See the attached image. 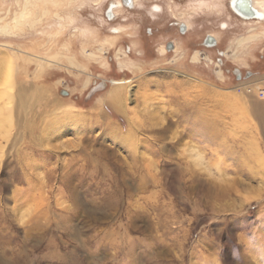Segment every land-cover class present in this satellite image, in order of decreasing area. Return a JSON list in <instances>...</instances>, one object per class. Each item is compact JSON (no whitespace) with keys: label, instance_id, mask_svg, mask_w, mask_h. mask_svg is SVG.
<instances>
[{"label":"rangeland","instance_id":"obj_1","mask_svg":"<svg viewBox=\"0 0 264 264\" xmlns=\"http://www.w3.org/2000/svg\"><path fill=\"white\" fill-rule=\"evenodd\" d=\"M111 1L0 0V264H264V19Z\"/></svg>","mask_w":264,"mask_h":264},{"label":"bare ground","instance_id":"obj_2","mask_svg":"<svg viewBox=\"0 0 264 264\" xmlns=\"http://www.w3.org/2000/svg\"><path fill=\"white\" fill-rule=\"evenodd\" d=\"M127 5H130V0H125ZM135 0H132V5L135 3ZM230 4H231V0H230ZM123 7L122 2L120 0H113L109 3L107 10H106V14L108 16V19H111L112 17L114 18L116 15H118V11L120 9V7ZM231 9H232V5ZM158 7V6H157ZM247 8V12H242L241 10L237 11V9H235L236 11H234V9H232L236 15H238L239 17L243 18V20H247V21H252V20H258V19H264V6H262L257 0H253V7L252 5L249 3L247 4V7H245V9ZM243 9V8H242ZM244 9V10H245ZM242 14L244 17H242ZM257 16V17H255ZM251 19H248V18ZM125 20V18H123ZM246 21V23H247ZM229 23V22H227ZM187 25H185L184 23H182V29L184 30L185 27ZM222 29L228 27L226 25H222L220 26ZM4 29V28H3ZM118 29V28H117ZM116 28L112 29V32L116 33V31H118ZM211 37H213L214 39L217 37L212 36L211 34L209 35ZM215 39V40H216ZM214 41V40H213ZM211 41L208 43L210 44ZM207 45V44H205ZM194 59H196V56H193ZM254 82H257L256 84ZM251 88H246V92H248V101L250 104V110L251 113L254 115V117L256 118V120H258L259 122V126H261L262 132L264 134V76H261L259 78H257V80H253V84L251 85ZM119 88V87H117ZM115 108V107H114Z\"/></svg>","mask_w":264,"mask_h":264},{"label":"flooded vegetation","instance_id":"obj_3","mask_svg":"<svg viewBox=\"0 0 264 264\" xmlns=\"http://www.w3.org/2000/svg\"><path fill=\"white\" fill-rule=\"evenodd\" d=\"M121 2H122V5H123V7H131V5H132V0H130V5H127L125 2V0H120ZM251 4L252 5V7H253V0H231V4H230V0H229V7H230V10L232 11V13L236 16V17H238V18H240L241 20H243V18H241V17H239L238 15H236V13L234 12V11H236L235 9H237V11H239V10H241L242 12L244 11V12H247V8L245 9V7H247V4ZM230 5H232L233 7H232V9H234V11L231 9V6ZM107 8H109V7H107ZM107 8H106V10H107ZM158 7H157V5H154V9H157ZM243 8V9H242ZM245 9V10H244ZM106 10H105V17H106V19L108 20V16H107V14H106ZM152 11H153V6H152ZM240 15H242V14H240ZM242 17H244L245 18V16H243L242 15ZM255 17H257V16H255ZM246 18H248V17H246ZM251 18H253V17H251ZM251 18H248V19H251ZM111 19H116V16L113 18H111ZM253 19H255V18H253ZM109 21V20H108ZM183 27H182V23L181 24H179V27H178V29H177V31L181 34V35H185L186 33H187V31H188V28L187 27H185V29L183 30L182 29ZM147 30V29H146ZM149 33H152L151 31H150V29L149 30H147V34L146 35H150ZM216 39V38H215ZM213 37H211V36H206L205 37V39H204V44H208L210 41H211V43L210 44H208V45H212V46H214V45H216L217 43H218V39H216L215 40ZM214 40V41H213ZM165 47H166V52H167V49H169V50H172L173 49V44H172V42L170 41V42H168V43H166L165 44Z\"/></svg>","mask_w":264,"mask_h":264}]
</instances>
